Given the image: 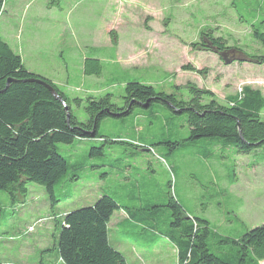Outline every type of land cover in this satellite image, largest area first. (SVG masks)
Here are the masks:
<instances>
[{"label":"rangeland","instance_id":"1","mask_svg":"<svg viewBox=\"0 0 264 264\" xmlns=\"http://www.w3.org/2000/svg\"><path fill=\"white\" fill-rule=\"evenodd\" d=\"M261 21L264 0H4L0 36L27 67L55 79L71 101L81 100L71 112L84 122L86 98L110 94L122 107L128 82L183 100L191 98L189 82L221 104L245 86L264 96V63L224 64L216 53L191 46L210 31L230 48L264 55L250 30ZM86 58L99 60V75L84 73ZM188 64L200 72L181 69ZM97 131L102 139L55 144L68 165L54 186L55 204L35 183L15 201L0 191V264H64L57 248L62 215L101 195L124 209L114 212L108 240L126 264H178L170 236L180 229L165 206L170 197L220 237L235 239L264 223V145L238 154L223 139L189 143L186 117L160 101L106 117ZM207 245L215 254L233 253L213 235Z\"/></svg>","mask_w":264,"mask_h":264},{"label":"trees","instance_id":"2","mask_svg":"<svg viewBox=\"0 0 264 264\" xmlns=\"http://www.w3.org/2000/svg\"><path fill=\"white\" fill-rule=\"evenodd\" d=\"M3 3L4 0H0V12ZM250 30L252 38L264 47V21L260 26L252 25ZM191 46L211 52L213 47L219 51L230 48L223 38L213 37L210 31ZM237 50L242 56L264 63V55L250 56ZM90 63L94 64L92 69L87 68ZM181 69L200 72L190 64ZM100 72L98 59H84L85 74L99 75ZM8 79L13 81L6 87ZM31 79L50 85L58 97L42 84L29 81ZM185 87L191 94L188 100L178 99L173 93L157 92L150 85L128 82L121 98L122 107L111 103L110 94L99 99L88 97L84 107L87 119L79 122L71 112V105H78L81 100L71 101L49 79L29 72L20 56L0 36V191H5L15 201L17 195L27 194L28 183H35L44 188L51 205L55 204L54 186L68 168L55 144H69L74 138L102 139L97 133L102 119L125 116L134 106L147 107L151 102L160 101L172 112L186 117L189 134L185 141L189 143L223 139V145L234 148L238 154H249L264 145L261 118L264 96L259 90L245 86L221 104L210 90L189 82ZM204 97L208 98L207 102H203ZM90 153L101 152L99 148H91ZM165 206L171 210V225L180 229L175 237L170 236L178 264H259L264 261V223L235 239L220 237L210 230L207 220L182 214L181 206L171 197ZM121 209L115 198L101 195L90 206L64 213L58 224L60 260L64 264H126L123 255L112 248L108 240L110 219ZM210 235L217 237L220 244H230L233 253H212L207 245Z\"/></svg>","mask_w":264,"mask_h":264},{"label":"water","instance_id":"3","mask_svg":"<svg viewBox=\"0 0 264 264\" xmlns=\"http://www.w3.org/2000/svg\"><path fill=\"white\" fill-rule=\"evenodd\" d=\"M213 52L217 54V56L223 61L224 64H230L231 62H238V61H244V62H250V63H256V64H261L260 61L255 60V59H249L245 56H242L241 52L235 48H228L227 50H216L214 47L212 48ZM12 79H8L6 82V87L10 82H12ZM29 81H36L37 83L42 84L45 88L48 89L49 92H51L55 97L57 96V93L55 90L45 82L39 80V79H31ZM145 105L147 104L146 102L144 103Z\"/></svg>","mask_w":264,"mask_h":264},{"label":"crops","instance_id":"4","mask_svg":"<svg viewBox=\"0 0 264 264\" xmlns=\"http://www.w3.org/2000/svg\"><path fill=\"white\" fill-rule=\"evenodd\" d=\"M57 1H61V0H57ZM54 2V1H53ZM58 7H60V5H57ZM59 12L61 13L62 12V8H59ZM41 57H42V54H39ZM20 56V55H19ZM20 58H21V60H22V63H23V65L25 66V68L29 71V72H31V73H34V74H37V75H39V76H42V77H44V78H47V79H49L53 84H56V85H58V83H56V80L55 79H53V78H51L49 75H47V73H45V72H43V71H41V70H39V69H30L29 67H27L26 65H25V63H24V60H23V58L20 56ZM114 214V213H113ZM113 216V215H112ZM127 218V217H126ZM126 218H122L121 219V221H124V220H126ZM111 219H112V217H111ZM110 219V220H111Z\"/></svg>","mask_w":264,"mask_h":264},{"label":"built area","instance_id":"5","mask_svg":"<svg viewBox=\"0 0 264 264\" xmlns=\"http://www.w3.org/2000/svg\"><path fill=\"white\" fill-rule=\"evenodd\" d=\"M37 222H39V220Z\"/></svg>","mask_w":264,"mask_h":264}]
</instances>
